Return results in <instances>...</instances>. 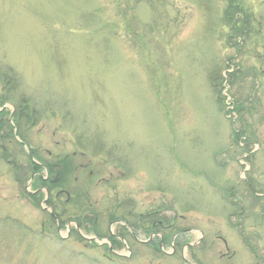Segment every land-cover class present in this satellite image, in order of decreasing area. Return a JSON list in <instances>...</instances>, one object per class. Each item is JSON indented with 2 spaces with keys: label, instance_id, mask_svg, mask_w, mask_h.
<instances>
[{
  "label": "rangeland",
  "instance_id": "rangeland-1",
  "mask_svg": "<svg viewBox=\"0 0 264 264\" xmlns=\"http://www.w3.org/2000/svg\"><path fill=\"white\" fill-rule=\"evenodd\" d=\"M241 1L252 21L227 39L222 0H0V94L16 80L0 118L23 111L10 132L27 143L0 138V264H264V0ZM3 149L90 160L92 178L58 184L85 208L56 227Z\"/></svg>",
  "mask_w": 264,
  "mask_h": 264
},
{
  "label": "trees",
  "instance_id": "trees-1",
  "mask_svg": "<svg viewBox=\"0 0 264 264\" xmlns=\"http://www.w3.org/2000/svg\"><path fill=\"white\" fill-rule=\"evenodd\" d=\"M240 1L241 0H222V2H223V12H222L223 13V22H224L225 26L229 30V34H228L227 39H229L230 37H233V36H236L238 38L243 30L246 31L247 23L249 25V23H251V21H252V18H253L252 12L248 11L247 9H245L243 7L242 1L241 2ZM230 32H231V35H230ZM233 73L234 72H231V73L227 74L228 80L226 82H227L228 85H231V83H232ZM210 78H211V81L213 82L212 86H213L214 93L216 94L215 101H216V103H217L219 108H224L225 104H223V101H224L225 97L221 96V94H220V92L223 89L222 78L220 76H217L215 73H212ZM217 78H219V79L221 78L220 79V83H219V87H218V84L214 83V80H216ZM3 80H4V83H6V89H5V91L2 92V94H0V104H3L4 102H7V100H9L11 98L10 95H12V94H10V92H11V90H13L14 87H16V80H15V77L13 75L4 74ZM230 97H231V100H232V103H231L232 108L227 109V113L236 112L238 117L241 116L244 113V111H243L244 108H242L241 101L239 100V98H234L233 95L230 96ZM24 108H28V107L24 106L22 109H24ZM28 111H30V110H28ZM22 114H23V111H20L19 109H17V110L15 109V113L13 114V120L16 122V124L17 123L19 124V120L18 119L22 118L21 117ZM2 115H4V110L0 111V116H2ZM11 128H12V125H10L8 120H6V119L2 120L0 118V138H1V141L6 143V144L9 143L10 145H11L10 142L13 141L14 144H17V145L20 146V144L17 143L15 140H10L9 139V138H14L13 135L11 134V132H12L10 130ZM7 130H9V131H7ZM232 131L233 132H232L231 139H232L233 143H235V144L237 142L240 143V141H237V138H238L237 134L243 135V133L239 132V131H235V130H232ZM5 137H6V139H5ZM21 138L24 139L23 137H21ZM2 151L4 152L3 155L7 159L6 161H9V159L12 158L10 160L11 167L13 169V172L15 173L16 178H18V179L21 178V177H23V179H25L28 174H31L32 172H36V171L41 169L40 166L32 163L31 161H27L28 168H26V171L22 175L19 172L20 168H21V164L17 163L13 159L14 157H16V154H14V152H12L11 153L12 156H11L9 153H7V151L5 149H3ZM30 153H31L32 156L37 157V155L35 154V151L33 149H30ZM59 162L63 163V158H61ZM64 167L61 170L62 176L64 174H66V173L67 174L69 173L68 170L67 169L65 170ZM46 168H47L48 172H50V171L52 172V169H53L52 166H47ZM19 173L21 174V177H20ZM37 178L39 179V177L36 176L35 180H37ZM251 192H254V191H251ZM255 194L256 193L254 192V195ZM34 203H37V201L35 200ZM152 213L153 214L155 213V215H154V217H155L156 214L158 213V211H155V212L153 211ZM157 216H158V214H157ZM144 217H146V219L148 217L150 220H152L150 218L149 214L144 216ZM158 217L160 218V216H158ZM112 218H115V217H112ZM159 218H157V219H159ZM159 223L162 224V227L164 228V231H162V237H160V238L157 237L158 238V245L156 246L157 248L156 247L154 248L155 250L156 249L157 250L160 249V248H158L160 241H163V242H161L162 245H163V243H166V242L169 241V237H168V233L169 232L166 231L168 229V226L165 227V225H163L164 221L161 220V218L158 221H156V226L157 227L161 226ZM149 225H151V224H150V221L148 220V226ZM157 229H159V228H157ZM149 230L150 229H148L146 231V234L150 233L151 230L150 231ZM91 231L92 232H97L96 230H92V229H91ZM97 234H99V233H97ZM115 240L116 239H114L113 242H111L112 248L118 247L120 245L119 241L118 240L115 241ZM148 244H149V246H152L153 242H150Z\"/></svg>",
  "mask_w": 264,
  "mask_h": 264
},
{
  "label": "flooded vegetation",
  "instance_id": "flooded-vegetation-1",
  "mask_svg": "<svg viewBox=\"0 0 264 264\" xmlns=\"http://www.w3.org/2000/svg\"><path fill=\"white\" fill-rule=\"evenodd\" d=\"M14 113H15V111L12 112L11 116H13ZM79 154H80L79 156L82 157L83 154L82 153H79ZM26 155H27L28 159L31 156L29 153H26ZM61 158H63V163L59 162ZM78 161H76V159H75V153H72L71 155H64L62 157H56V159L54 161H51V160L46 161L43 159H40V162L37 160L34 161V164L40 166L41 169L45 168L47 170V168H46L47 166H52L53 170L57 169V171L55 172V174L52 175V173H51L49 175V172L47 170L45 176L41 175V173H39V171L32 172L31 177L32 176L33 177L34 176L39 177L38 184H37V186H35V188L32 191H27V192L23 191V195L25 198H28L31 203H34L36 200L38 207L42 208L44 211L47 212V214L49 216L48 217L49 220H51V219L56 220V224H57V226L55 225L56 227H58V220H61L62 216H64V214L67 213V212L65 213L67 206L73 211H75L77 207L81 208V209L85 208V206L83 204L84 202H82V199L84 198L83 196L86 197L87 192H86V195L83 194V191L81 188H79V186H75L74 194H70L69 192H67L66 190H64L62 188L63 184H65V183L73 184V182H74V184H75L77 182L76 177H74L72 180H70L69 175L72 172L75 173L78 170L79 171H86V169H87V171H86L87 177L86 178L88 179V178L93 177V174L95 173V171H94L95 169L93 170V167H89L90 166V164H89L90 160L86 159V162H84V163L78 162ZM63 167L65 168V170L67 169L69 173L68 174L66 173L62 176V174L60 172H61ZM26 168H28V165L27 166L21 165L19 172L23 175V173L26 171ZM16 180L18 181V178ZM99 181H101V180H99ZM105 182H107V181H105ZM84 183H85V185H89L87 183V181H85ZM58 184H60L62 186H60ZM43 189H46V192H44ZM21 192H22V188H21ZM62 194L64 195V199L60 200V196ZM87 202H90V201H88V199H87ZM88 204H90V203H88ZM122 204H125V202L123 201ZM110 214H112V212H110ZM110 217H111V215H110ZM138 217L141 218L140 214L138 215ZM120 218H121V216L120 217L116 216L115 218L110 219L109 221L110 222H113V221L119 222V221L126 220L124 217L122 219H120ZM68 219L71 220L70 216L68 217ZM149 221L151 224V225H149V229H152L153 226L155 227L156 221L153 220V218H152V220L149 219ZM82 222H84V221H82ZM125 223H123L124 226L126 225ZM41 225H43V222L41 223ZM113 236L116 239L117 238L120 239V236H116V235H113ZM132 236L135 237V234H132Z\"/></svg>",
  "mask_w": 264,
  "mask_h": 264
},
{
  "label": "water",
  "instance_id": "water-1",
  "mask_svg": "<svg viewBox=\"0 0 264 264\" xmlns=\"http://www.w3.org/2000/svg\"><path fill=\"white\" fill-rule=\"evenodd\" d=\"M185 264H188V262L184 259Z\"/></svg>",
  "mask_w": 264,
  "mask_h": 264
}]
</instances>
